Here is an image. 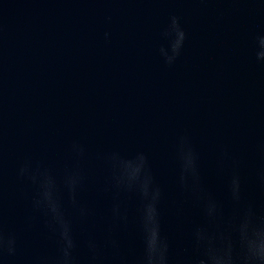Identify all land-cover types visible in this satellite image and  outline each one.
Segmentation results:
<instances>
[{"label":"water","instance_id":"obj_1","mask_svg":"<svg viewBox=\"0 0 264 264\" xmlns=\"http://www.w3.org/2000/svg\"><path fill=\"white\" fill-rule=\"evenodd\" d=\"M45 194L71 264H264V0H0V264Z\"/></svg>","mask_w":264,"mask_h":264},{"label":"clouds","instance_id":"obj_2","mask_svg":"<svg viewBox=\"0 0 264 264\" xmlns=\"http://www.w3.org/2000/svg\"><path fill=\"white\" fill-rule=\"evenodd\" d=\"M238 193H239V182L238 180H234L233 181L234 198L239 199ZM45 199L47 201V206L49 210L53 214L54 224L57 225L61 229V237L65 245L63 248V257H62L61 264H71V261H72L71 249L74 247V244L70 236L69 226L65 222L63 216L58 212L57 205L51 200L48 194H45ZM209 215H211V211L209 212ZM197 239L198 241L205 240L209 243L208 256L210 260L217 258L222 253L218 251L217 249L211 247V240L206 235H203L200 232H197ZM230 259L232 260V256H230Z\"/></svg>","mask_w":264,"mask_h":264}]
</instances>
